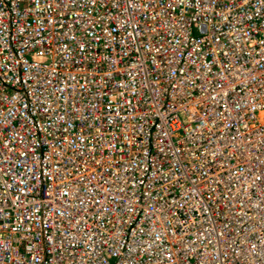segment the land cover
<instances>
[{"label":"built area","instance_id":"2783aa9c","mask_svg":"<svg viewBox=\"0 0 264 264\" xmlns=\"http://www.w3.org/2000/svg\"><path fill=\"white\" fill-rule=\"evenodd\" d=\"M0 264H264V0H0Z\"/></svg>","mask_w":264,"mask_h":264}]
</instances>
